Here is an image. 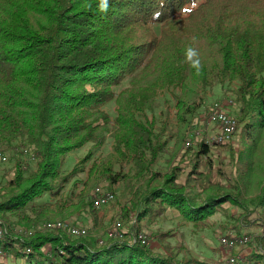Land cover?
I'll use <instances>...</instances> for the list:
<instances>
[{
    "label": "trees",
    "instance_id": "obj_1",
    "mask_svg": "<svg viewBox=\"0 0 264 264\" xmlns=\"http://www.w3.org/2000/svg\"><path fill=\"white\" fill-rule=\"evenodd\" d=\"M98 3L0 0V150L34 152L32 165L18 161L0 184V264H178L182 246L159 253L137 239L138 224L170 209L196 231L228 213L226 205L238 209L229 241L264 227L255 217L264 210V0H111L106 15ZM189 45L200 54L199 73L185 62ZM217 86L231 95L237 146L202 137L185 149L194 122L213 113L207 98ZM109 138L106 157L90 150L65 171L69 154ZM216 151L228 154L227 165ZM100 184L116 202V189L129 195L122 222L135 220L121 238L99 245L38 230L66 212L98 223L91 193ZM70 185L82 186L74 199L65 195ZM45 195L52 202L41 204ZM255 242L244 262L229 264H264V233Z\"/></svg>",
    "mask_w": 264,
    "mask_h": 264
},
{
    "label": "rangeland",
    "instance_id": "obj_2",
    "mask_svg": "<svg viewBox=\"0 0 264 264\" xmlns=\"http://www.w3.org/2000/svg\"><path fill=\"white\" fill-rule=\"evenodd\" d=\"M231 95L226 92L225 88L220 86L215 87L213 94L207 98V105L218 104L219 109H227V103L230 101ZM170 98V96H168ZM166 97H161L157 99L155 113L159 116L161 112L165 111L164 101ZM171 100V98H170ZM226 103V104H225ZM230 111L234 112V107L229 106ZM109 111L112 113L113 105L109 106ZM214 109V108H213ZM215 110V109H214ZM204 108L201 110V117L204 116ZM174 114V112H172ZM208 116L204 121L194 122L193 128H191L186 136V141L183 147L187 149L185 143L190 142L191 146L195 141L206 137L207 141H211L219 132L220 128L216 124H211L209 122ZM237 137V135H236ZM237 138L234 140L236 143ZM112 139L109 138L104 146L101 148L94 149L92 145H87L83 149L72 152L67 156V162L64 167L65 171L68 172L73 168L79 158L84 157L90 150L93 152L95 158L106 157L111 151ZM28 151V154L25 153ZM34 152L30 148L26 147L24 149L23 155L14 153L9 150H0V184H5L13 177L12 170L16 166L18 161H21L25 167L32 165V156L30 155ZM218 159L217 164H221V161L225 162L227 165L229 162L228 154L225 152L216 151ZM167 156L161 161L159 165L160 170H165L167 168V163L165 162ZM221 160V161H220ZM231 168L228 167V172ZM85 176L82 175L80 180H84ZM80 182V181H79ZM104 190L108 191L106 184H100ZM82 186L75 188L70 185L65 191V195L68 198L74 199L80 192ZM93 192V191H92ZM250 196L251 192H248ZM92 194V193H91ZM116 197L118 198L113 201L106 208L99 210L100 221L97 223L92 219L88 213H76L69 212L65 213L63 216L58 217L57 221H65L71 223L74 226L85 228L88 230V234L91 238L96 240H105L113 231V227L117 222H122V207H129V195L128 193L122 194V187L115 190ZM41 204L50 203L52 200L48 195H45L40 201ZM229 209L228 213H218L213 217V223L210 224L206 229L196 231L191 225L183 224L179 214L170 209L163 217L154 223L146 222L137 225V230L139 234L145 235V240L150 245V248L156 252L164 253L167 252V247L172 248L171 252L174 254L178 250V246H182L183 249L178 253L177 261L178 264H196L195 262L202 261L206 264H229L238 261H245V257L252 252V249H256L257 243L255 239L262 236L264 233V227L259 225L252 228L245 229L242 233L241 238H235L236 242L234 245L225 246L223 243L224 239H227V229L230 233L229 236H235L232 232L231 226L235 219L238 217L239 210L226 205ZM255 217L264 219V210H259ZM135 219L131 218L128 221H123V228H129ZM122 225V224H121ZM42 226V225H41ZM38 230H42V227ZM19 231H22L21 229ZM36 231V230H34ZM166 232H173L175 236L170 237L167 241L161 242L159 236ZM228 240V239H227ZM229 241V240H228ZM170 251V250H168Z\"/></svg>",
    "mask_w": 264,
    "mask_h": 264
},
{
    "label": "built area",
    "instance_id": "obj_3",
    "mask_svg": "<svg viewBox=\"0 0 264 264\" xmlns=\"http://www.w3.org/2000/svg\"><path fill=\"white\" fill-rule=\"evenodd\" d=\"M226 104V103H225ZM231 101L227 103L226 107L227 109H219L218 104H215L214 111L211 113L209 117V122L211 124H216L220 128V132L211 139V141H208L210 145L213 144H223L226 142H234L236 139V133H237V121L233 113L230 111ZM185 147L189 148L191 146L190 142L185 143ZM32 155V154H31ZM92 198L94 206L98 210H102L109 206L114 201V195L104 190L102 188V185L98 186L93 192H92ZM43 231H53V230H65L70 233L75 238L80 237H87L88 236V230L85 228H80L72 225L71 223L65 222V221H55L51 223H46L42 227ZM122 232V225L120 222H117L114 227L112 233L109 235L111 238H117L121 237ZM27 235L34 234V231H27L25 232ZM5 230L3 226L0 224V239L4 237ZM138 239L143 243L146 244L145 237L143 235H139ZM234 242H236L235 238L232 241H228L227 239L223 240V243L225 246L234 245ZM99 243L102 245L104 243L103 240H100ZM237 243V242H236ZM232 262H234V259H232Z\"/></svg>",
    "mask_w": 264,
    "mask_h": 264
},
{
    "label": "clouds",
    "instance_id": "obj_4",
    "mask_svg": "<svg viewBox=\"0 0 264 264\" xmlns=\"http://www.w3.org/2000/svg\"><path fill=\"white\" fill-rule=\"evenodd\" d=\"M90 7V6H89ZM195 7V5H193ZM112 9L111 0H99L97 5V11L101 14L106 15ZM155 17L159 16V13H154ZM185 62L189 66L196 70L197 73L201 70V60L198 50L189 45L185 50Z\"/></svg>",
    "mask_w": 264,
    "mask_h": 264
},
{
    "label": "bare ground",
    "instance_id": "obj_5",
    "mask_svg": "<svg viewBox=\"0 0 264 264\" xmlns=\"http://www.w3.org/2000/svg\"><path fill=\"white\" fill-rule=\"evenodd\" d=\"M46 224V223H45ZM43 227V226H42ZM77 227V226H76ZM5 230V229H4ZM30 231H34V230H30ZM21 233H25V232H27V231H20ZM35 232V231H34ZM5 233H6V231H5ZM122 235H123V232H121V237H122ZM139 235H143V234H139ZM139 235H138V237H139ZM4 236H5V234H4ZM72 236V235H71ZM144 237H146L145 235H143ZM87 237H89V234H88V236ZM121 237H117V238H121ZM138 237H137V239H138ZM4 238V237H3ZM2 238V239H3ZM80 238H84V237H80ZM116 239V238H115ZM1 240V239H0ZM139 240V239H138ZM140 241V240H139ZM141 242V241H140ZM104 244V243H103ZM102 244V245H103ZM143 244V243H142ZM99 245H101L100 243H99ZM146 245H148L149 247H150V245H149V242L147 243L146 242Z\"/></svg>",
    "mask_w": 264,
    "mask_h": 264
}]
</instances>
